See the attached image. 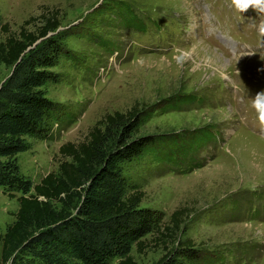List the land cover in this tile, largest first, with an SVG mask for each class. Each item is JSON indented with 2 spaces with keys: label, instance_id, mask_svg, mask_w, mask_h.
<instances>
[{
  "label": "rangeland",
  "instance_id": "obj_1",
  "mask_svg": "<svg viewBox=\"0 0 264 264\" xmlns=\"http://www.w3.org/2000/svg\"><path fill=\"white\" fill-rule=\"evenodd\" d=\"M46 9L58 10L60 29L72 31L66 39L72 58L60 60L53 71L61 80L46 87L47 97L72 117L52 139L30 140L31 148L18 155L21 174L38 184L57 170L59 147L83 141L108 113L190 94L192 105L153 114L139 131L172 141L198 129L194 137L205 139L186 154H169L172 160H160L165 151H149L127 166L130 185L144 193L140 206L156 213L154 232L142 240L145 250L133 246L130 255L136 264H156L190 240L221 264H264V127L252 107L264 90L258 71L264 35L255 27L256 11L239 12L231 0H0L9 27L8 34L0 32V44ZM9 72L0 64V82ZM17 208L0 189L1 233ZM175 211L182 214L177 229Z\"/></svg>",
  "mask_w": 264,
  "mask_h": 264
},
{
  "label": "trees",
  "instance_id": "obj_2",
  "mask_svg": "<svg viewBox=\"0 0 264 264\" xmlns=\"http://www.w3.org/2000/svg\"><path fill=\"white\" fill-rule=\"evenodd\" d=\"M58 15V10L46 9L0 44V64L10 68L0 82V189L18 204L14 221L0 230V264H110L114 259L136 264L131 249L145 250L142 240L154 232L156 213L140 206L144 193L130 185L127 166L149 151L156 156L165 151L158 158L172 160L169 154H186L205 139L201 133L194 137L198 129L172 141L139 131L153 114L181 111L196 99L175 93L157 105L135 104L104 115L83 141L63 143L57 170L33 185L21 174L18 155L31 148V139H52L54 129L72 117L46 91L61 80L53 71L60 60L72 58L66 50L72 31L60 29ZM31 23L35 27L29 31ZM0 32H9L1 15ZM181 215H171L173 228ZM214 256L185 240L156 264H221Z\"/></svg>",
  "mask_w": 264,
  "mask_h": 264
},
{
  "label": "clouds",
  "instance_id": "obj_3",
  "mask_svg": "<svg viewBox=\"0 0 264 264\" xmlns=\"http://www.w3.org/2000/svg\"><path fill=\"white\" fill-rule=\"evenodd\" d=\"M231 5L239 12H246L248 9L256 11L260 17L259 24L255 25L259 33L264 35V0H231ZM182 57L177 56L178 62L182 61ZM264 72V68L258 69ZM252 107L257 113V118L262 127H264V90L256 93L252 98Z\"/></svg>",
  "mask_w": 264,
  "mask_h": 264
},
{
  "label": "water",
  "instance_id": "obj_4",
  "mask_svg": "<svg viewBox=\"0 0 264 264\" xmlns=\"http://www.w3.org/2000/svg\"><path fill=\"white\" fill-rule=\"evenodd\" d=\"M38 42H40V40H38L37 42H35L33 46H35ZM28 49H29V48H28ZM28 49H27V50H28ZM27 50H26V51H27ZM0 85H1V84H0Z\"/></svg>",
  "mask_w": 264,
  "mask_h": 264
}]
</instances>
